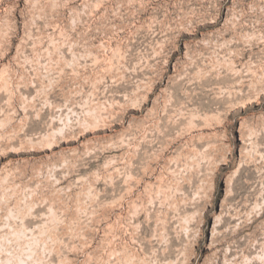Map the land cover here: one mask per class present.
Returning a JSON list of instances; mask_svg holds the SVG:
<instances>
[{
  "label": "rangeland",
  "instance_id": "obj_1",
  "mask_svg": "<svg viewBox=\"0 0 264 264\" xmlns=\"http://www.w3.org/2000/svg\"><path fill=\"white\" fill-rule=\"evenodd\" d=\"M0 264H264V0H0Z\"/></svg>",
  "mask_w": 264,
  "mask_h": 264
}]
</instances>
